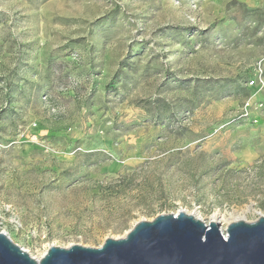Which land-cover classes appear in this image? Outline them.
I'll return each mask as SVG.
<instances>
[{"label":"rangeland","instance_id":"1","mask_svg":"<svg viewBox=\"0 0 264 264\" xmlns=\"http://www.w3.org/2000/svg\"><path fill=\"white\" fill-rule=\"evenodd\" d=\"M178 211L264 216V0H0V232L38 260Z\"/></svg>","mask_w":264,"mask_h":264},{"label":"water","instance_id":"2","mask_svg":"<svg viewBox=\"0 0 264 264\" xmlns=\"http://www.w3.org/2000/svg\"><path fill=\"white\" fill-rule=\"evenodd\" d=\"M0 264H264V216L231 222L223 235L183 211L161 214L99 248L50 246L38 260L0 232Z\"/></svg>","mask_w":264,"mask_h":264},{"label":"bare ground","instance_id":"3","mask_svg":"<svg viewBox=\"0 0 264 264\" xmlns=\"http://www.w3.org/2000/svg\"><path fill=\"white\" fill-rule=\"evenodd\" d=\"M210 219H211L210 222L216 223L218 225H219L220 221L224 220L222 213H220L218 211L217 212H214L211 215V218ZM238 220H245V218L244 217H241V216H239L237 214H232V215H230L229 218L226 219V223L229 224L231 222L238 221Z\"/></svg>","mask_w":264,"mask_h":264},{"label":"built area","instance_id":"4","mask_svg":"<svg viewBox=\"0 0 264 264\" xmlns=\"http://www.w3.org/2000/svg\"><path fill=\"white\" fill-rule=\"evenodd\" d=\"M258 83H261L263 84L262 80H257ZM254 82H252L253 84ZM251 84V85H252ZM249 106V104L247 103V106H245L244 110H243V114H241L242 117H246L248 114H247V111H246V108Z\"/></svg>","mask_w":264,"mask_h":264}]
</instances>
